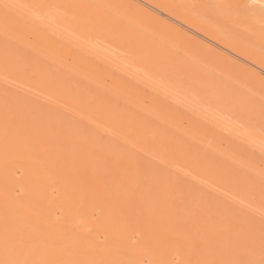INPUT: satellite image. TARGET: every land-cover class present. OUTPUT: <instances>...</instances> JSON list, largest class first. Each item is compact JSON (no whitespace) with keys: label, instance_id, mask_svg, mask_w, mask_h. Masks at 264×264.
Returning <instances> with one entry per match:
<instances>
[{"label":"bare ground","instance_id":"6f19581e","mask_svg":"<svg viewBox=\"0 0 264 264\" xmlns=\"http://www.w3.org/2000/svg\"><path fill=\"white\" fill-rule=\"evenodd\" d=\"M182 1L0 0V77L71 109L0 81V264H264V224L126 145L195 169L264 155V0Z\"/></svg>","mask_w":264,"mask_h":264},{"label":"rangeland","instance_id":"374dc122","mask_svg":"<svg viewBox=\"0 0 264 264\" xmlns=\"http://www.w3.org/2000/svg\"><path fill=\"white\" fill-rule=\"evenodd\" d=\"M176 1L178 4L181 3V0H176ZM185 1L186 0H183L182 2H185ZM195 13L196 14L199 13V10H197V12L195 11L194 15H196ZM200 14H201V12L198 15H196V17L198 16L199 20L204 19V22L201 21L202 22L201 24L205 23V25L207 24V26H211L213 28L216 27V25H218L216 27V30L223 32L224 28L221 27V25H220L221 23L220 24L215 23V20L213 18L211 19L209 16H206V15L203 16L204 14L203 15L202 14L200 15ZM222 14L224 15V13H221V15ZM212 21H214V22H212ZM242 23H244V22L243 21L242 22L237 21L234 23L231 22L230 23L231 25L227 23L226 26H228L227 28H229L230 30L234 29L233 32H236L237 35H239L240 37L241 36L243 37V35L250 36V33H254V31L258 28V24H249L250 25L249 26V25H247L248 23H246V24L245 23L242 24ZM243 25H244V27H243ZM247 26H249L250 28ZM235 27H238V28H235ZM239 27L240 28L243 27L244 31L242 28H241L242 30L239 29ZM245 27H246V29L247 28L248 29L246 30ZM251 28L253 30H251ZM254 35L255 34H253V35L251 34V36H254ZM262 39L256 38L255 41L257 42V46H258L259 50L262 49L261 51H264L263 45L261 43ZM30 43H31V39H30ZM28 51H31V50L28 49ZM191 59L193 62L194 58H190L189 60H191ZM193 63L201 64V67H204V68L206 67L205 64L198 62V61H194ZM2 79H4L5 82ZM0 81L3 82L5 84V86L10 85V86H8V88H13L15 86L16 89H19L21 91H25V93H28L29 95L33 96L35 99H39L43 103L50 104V105L54 104L63 110L66 109V112L67 111L69 112V109H70L69 107H67L66 105L64 106L61 102H58L53 97L51 98L50 96H48V94H46L45 92H43L42 90H40L38 88L36 90V89H34V87H32L30 85L23 84L21 82H18L14 79H10L7 77H2ZM6 81L8 82V84H6L7 83ZM141 87H143V85ZM145 89H146V91H148L147 90L148 87H145ZM244 90H247V89H244ZM249 93H251V92H249ZM241 94H243V96H245V95L247 96V94L244 92L243 93L241 92ZM252 94L256 95V93H253V92H252ZM178 100H181V99H178ZM261 102L264 103V98H261ZM178 103L175 102V105H176L175 107L178 109L180 108L179 112L181 113V115L178 114L179 118L181 116V118H180L181 122L180 123L182 126H185V125L187 126L189 119L191 117L190 115H192V114L189 110H187L185 108L182 109L183 107H181V104H180L181 102H178ZM158 124H161V125L164 124L165 125V123L162 120H158ZM170 128L174 129L176 127H174L173 125H170ZM104 129H105V132L102 130L101 133L103 132V133L107 134L108 136L102 133L103 137L109 138L111 135L112 136L111 138H113V139H114V136L119 137V139H121L120 136H117L118 133L113 132V130L110 131V133H109L108 130H111L110 128L109 129L104 128ZM106 130H107V132H106ZM208 141H210V140H208ZM132 142L133 141H129L126 144L128 147L130 146L129 147L130 152L141 153L143 156H146L147 158H149L157 167H159V165L164 166L169 170V172H172L171 175L172 174L182 175L183 177H186V180H188L191 185H193L194 187H199L201 189V191H203V195H202V197L199 196L197 199L203 205L206 204L207 196L213 194V195H215V197L217 196V197L221 198L222 201H225L228 204L230 203L229 205H231L233 208H236L232 213V214H234V215H232V218H233L232 220L237 219L238 213L239 214L245 213L247 215V217L249 218V219L246 218L247 220H249L248 222H251L253 224L254 223L255 224L256 223L264 224V159H262L264 157V155L260 157L258 155V153L260 154V151H258V150L256 151V149H254L252 151L253 153H255L256 156L253 155V153L252 154L249 153V155L253 156L251 158L252 160L249 159L251 156L248 155V153H247L248 151L245 152V154L241 158H238V159L235 158L234 156H232L231 154L219 155L217 157H214V159L210 162V165H209V162H205L206 163L205 164L203 161H201L199 159V163H198L197 168H199L200 166H206L208 168H210V167L212 168V166L213 167L216 166L215 168H219L220 176L219 177H211V176L205 175L201 171H198L199 169H197V168L195 169L193 167L186 166L185 164L181 163L180 161L178 162L177 159H175V158H172V157L168 158L166 156L162 157L161 155H158L157 153H155V151L153 149H147L146 146L142 145L140 142L139 143H136V142L132 143ZM207 146L208 145L206 144L205 147H207ZM228 146H229V142H225V140L223 139V141L221 143V148H225ZM212 152H214V151H212ZM255 161H260V163L256 162L259 165H255L256 164ZM248 163L250 164V166ZM254 165H255V167H254ZM253 167L255 170H253ZM238 180L243 181L246 185V188L244 190H242L241 192H237V190H235L234 187L231 186V184L237 185ZM186 194L190 195L189 193H186ZM174 197H175V202H178L179 200L176 198V194H174ZM191 197H192V195L190 196V199H192ZM203 208H205V207H203ZM203 212H205V211L201 210L199 213L204 214ZM187 214L192 216L193 212L190 211L189 209H187ZM94 217H96L95 213H94ZM201 219L195 220V221L199 222V224H200V225H198L199 231L202 230V228H203L202 223L204 224V221H202ZM196 240L199 241L200 238L197 237ZM262 241H263V239H262ZM229 244H231V243H229ZM241 247H243V246H238V248H241ZM238 253H241V252H238ZM238 253L236 255H238ZM260 257H261V255L258 258H260Z\"/></svg>","mask_w":264,"mask_h":264}]
</instances>
